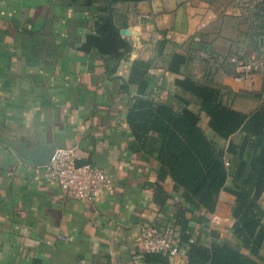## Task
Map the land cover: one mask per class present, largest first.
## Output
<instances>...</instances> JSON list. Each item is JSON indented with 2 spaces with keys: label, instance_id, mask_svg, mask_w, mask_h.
Here are the masks:
<instances>
[{
  "label": "crops",
  "instance_id": "crops-1",
  "mask_svg": "<svg viewBox=\"0 0 264 264\" xmlns=\"http://www.w3.org/2000/svg\"><path fill=\"white\" fill-rule=\"evenodd\" d=\"M261 3L119 1L112 5V23L96 28L108 0H0V264H159L142 252L141 229L158 215L178 222L185 203L143 147L145 142L150 149L146 138L158 135L138 139L129 123L131 108L138 97L176 111L190 109L213 138L201 101L177 84L187 77L221 88V102L231 109L250 114L262 108L263 69L246 74L231 61L246 50L245 61L259 60L247 46ZM125 29L137 33L122 35ZM115 31V52L103 55L104 37ZM126 52V58L113 57ZM136 61L150 66L138 69L141 78L132 83ZM241 138L233 136L236 143ZM59 148H75L79 159L104 170L112 189L85 202L36 179V168ZM257 194L264 211V180ZM235 203L222 190L213 212L185 213L182 232L195 244H229L264 264V237L253 252L234 233ZM168 262L191 264L188 254Z\"/></svg>",
  "mask_w": 264,
  "mask_h": 264
},
{
  "label": "trees",
  "instance_id": "trees-1",
  "mask_svg": "<svg viewBox=\"0 0 264 264\" xmlns=\"http://www.w3.org/2000/svg\"><path fill=\"white\" fill-rule=\"evenodd\" d=\"M73 1L82 2L83 5H90L92 2ZM119 1L130 0H108V6L102 8L107 15L96 17V28L112 23V5ZM256 13L258 18L250 22L253 26L250 25L247 49L261 55L264 53V45H260V37L264 38L263 3ZM112 38H120V32H110L104 37L100 48L103 55L115 52V40ZM128 54L126 52L113 57L126 58ZM247 55L246 50L243 56L238 54L236 58L244 62ZM149 66V62H134L130 82L134 83L141 78L142 73H138V69L144 67L147 70ZM142 79L140 83L145 86L147 82L145 78ZM177 84L201 101V110L209 117V127L215 139L203 131L200 116L192 110L185 108L176 111L171 106L149 103L138 97L129 114L131 128L138 139L149 133L158 135L156 138H146L150 149L145 142L143 147L161 163V179L169 175L175 183L174 190L181 192V199L185 204L179 208L181 219L179 218L178 223L182 229H185L184 215L187 211L205 208L213 212L219 194L227 189L236 199L233 208L236 219L234 233L242 244L252 245L251 250L257 252L264 237L261 225L264 211L257 203V193L264 180V106L250 114L242 113L221 102V88L195 82L190 77L177 80ZM238 133L242 134L240 143L233 140V136ZM226 161L229 162L228 166ZM230 177L232 182L228 184ZM182 241L184 244L189 241L185 231ZM187 254L191 264H255L229 244L208 249L201 243L198 245L194 242L189 245ZM147 257L154 263H169L168 257L160 254H149Z\"/></svg>",
  "mask_w": 264,
  "mask_h": 264
},
{
  "label": "built area",
  "instance_id": "built-area-1",
  "mask_svg": "<svg viewBox=\"0 0 264 264\" xmlns=\"http://www.w3.org/2000/svg\"><path fill=\"white\" fill-rule=\"evenodd\" d=\"M231 61L239 64V69L246 74L263 69V62L255 57L243 63L236 57ZM78 158L75 148L56 149L45 166L36 168L34 177L56 185L67 198L85 202L93 201L112 189L113 181L104 170L92 163L77 166ZM225 164L228 166L229 162L226 161ZM182 236L183 232L176 218L158 215L141 229L142 252L168 258L186 255L189 245L195 240L190 238L184 244Z\"/></svg>",
  "mask_w": 264,
  "mask_h": 264
},
{
  "label": "water",
  "instance_id": "water-1",
  "mask_svg": "<svg viewBox=\"0 0 264 264\" xmlns=\"http://www.w3.org/2000/svg\"><path fill=\"white\" fill-rule=\"evenodd\" d=\"M136 33H137V31L134 32V30H133V32H132L131 30H128V29H125V30L121 31V34L125 35V36L130 35V34H136ZM89 163L90 162L88 160H83V159H79V158L76 160L77 166L87 165Z\"/></svg>",
  "mask_w": 264,
  "mask_h": 264
},
{
  "label": "rangeland",
  "instance_id": "rangeland-1",
  "mask_svg": "<svg viewBox=\"0 0 264 264\" xmlns=\"http://www.w3.org/2000/svg\"><path fill=\"white\" fill-rule=\"evenodd\" d=\"M257 57H258L259 60H261V61L263 60V57L260 54H258V53H257Z\"/></svg>",
  "mask_w": 264,
  "mask_h": 264
}]
</instances>
